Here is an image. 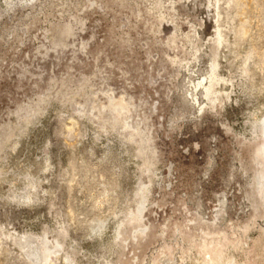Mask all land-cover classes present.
Listing matches in <instances>:
<instances>
[{"label":"rangeland","instance_id":"374dc122","mask_svg":"<svg viewBox=\"0 0 264 264\" xmlns=\"http://www.w3.org/2000/svg\"><path fill=\"white\" fill-rule=\"evenodd\" d=\"M0 264H264V0H0Z\"/></svg>","mask_w":264,"mask_h":264}]
</instances>
